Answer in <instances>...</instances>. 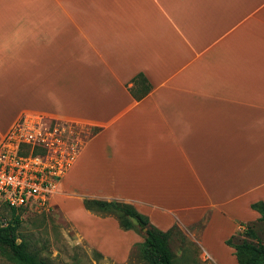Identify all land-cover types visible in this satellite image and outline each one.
<instances>
[{"label":"crops","instance_id":"0c3cea01","mask_svg":"<svg viewBox=\"0 0 264 264\" xmlns=\"http://www.w3.org/2000/svg\"><path fill=\"white\" fill-rule=\"evenodd\" d=\"M39 117L81 128L52 199L99 253L143 241L85 198L226 245L264 203V0H0V147Z\"/></svg>","mask_w":264,"mask_h":264},{"label":"built area","instance_id":"2783aa9c","mask_svg":"<svg viewBox=\"0 0 264 264\" xmlns=\"http://www.w3.org/2000/svg\"><path fill=\"white\" fill-rule=\"evenodd\" d=\"M79 125L23 118L0 147V206L47 211L83 146Z\"/></svg>","mask_w":264,"mask_h":264},{"label":"rangeland","instance_id":"374dc122","mask_svg":"<svg viewBox=\"0 0 264 264\" xmlns=\"http://www.w3.org/2000/svg\"><path fill=\"white\" fill-rule=\"evenodd\" d=\"M60 190L61 184L59 192ZM17 214L21 221L18 236L27 241L31 251L47 264H144L139 258L138 242L132 245L129 257L124 262L99 253L98 249L83 237L73 219L53 199L47 211L27 208L17 211ZM98 215L105 216L102 213ZM0 217L2 223H6L11 219V214L7 208L0 206ZM247 225L254 230L257 239L246 238L243 229L232 239L233 244L244 240L252 243L264 242V223L253 222ZM144 232L139 229L134 232L141 242L144 240ZM168 245L173 254V264L227 263L224 262L227 245L220 243L217 245L219 247L205 246L199 240L187 237L179 225L171 228ZM0 264L14 263L0 255Z\"/></svg>","mask_w":264,"mask_h":264},{"label":"trees","instance_id":"16d2710c","mask_svg":"<svg viewBox=\"0 0 264 264\" xmlns=\"http://www.w3.org/2000/svg\"><path fill=\"white\" fill-rule=\"evenodd\" d=\"M133 86L129 92L136 100L144 98L151 90V86L141 74L132 80ZM86 210L96 213L109 214L118 222L124 231L143 230L144 240L137 244L139 255L147 264H173V254L168 245L170 230L163 232L149 222V219L139 213L133 205L118 201H103L96 199H83ZM7 208V207H4ZM251 208L259 214L257 222L264 223V203H256ZM11 219L2 223L0 217V255L14 264H47L36 253L31 251L29 243L18 235L20 217L15 209L7 208ZM244 235L249 240H256V234L248 225L245 226ZM235 237L227 239L225 244L234 249L237 264H264V242L252 243L244 240L233 244ZM264 241V240H263Z\"/></svg>","mask_w":264,"mask_h":264},{"label":"water","instance_id":"95a60500","mask_svg":"<svg viewBox=\"0 0 264 264\" xmlns=\"http://www.w3.org/2000/svg\"><path fill=\"white\" fill-rule=\"evenodd\" d=\"M145 231V229H143Z\"/></svg>","mask_w":264,"mask_h":264}]
</instances>
